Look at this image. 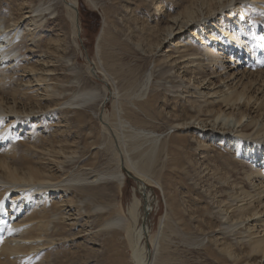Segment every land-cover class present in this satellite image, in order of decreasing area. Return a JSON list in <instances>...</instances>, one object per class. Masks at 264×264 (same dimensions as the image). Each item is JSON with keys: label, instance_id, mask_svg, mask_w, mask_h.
<instances>
[{"label": "rangeland", "instance_id": "374dc122", "mask_svg": "<svg viewBox=\"0 0 264 264\" xmlns=\"http://www.w3.org/2000/svg\"><path fill=\"white\" fill-rule=\"evenodd\" d=\"M30 1L0 0V10L7 17H18L21 4ZM50 1L55 14H46L44 31L42 26L37 28L41 59L27 58L28 38L25 44H17L26 55L22 66L0 72L4 80L0 104L10 109L0 110V164L8 166L0 170V216L4 210L14 215V208L24 206L15 222L32 219L42 224L33 230L40 241L31 252L32 261L13 264H138L140 258L147 264H235L234 258L244 256L242 249L248 253L246 242L256 236L255 230L245 231L248 224L255 225L256 214L254 219L250 213L258 207L245 173H256L236 146L217 140L201 123L222 115L221 102H211L204 93L211 84L213 91L222 94V76L217 74L222 72L219 64L224 54L216 43L200 44L198 39L174 47L182 35L154 49L173 17L211 0ZM66 1H75L79 10L77 36L76 14ZM246 9L252 20L245 16L239 22L241 30L237 25L228 29L230 35L238 34L232 42L260 16L256 9ZM88 11L95 12L99 22L88 19ZM186 52L192 60L188 68L167 57ZM244 60L237 57L239 62ZM43 68L51 73L38 78L37 84L34 80L31 88V75L24 69L36 73ZM212 73L217 76L211 77ZM240 78L243 83L249 76ZM87 90L96 96L88 98ZM254 91L248 88L246 95H255ZM263 108L258 113L264 118ZM25 169L41 172L43 180L50 178L44 182H64L55 190L50 183L22 185L6 180L8 171L23 176L29 174ZM120 173L122 183L115 179ZM146 196L147 232L140 238ZM12 197L18 198L15 204H10ZM134 197L142 202L135 219L129 214ZM243 198L254 201L245 204ZM118 216L122 222L112 224ZM243 235L246 238L241 239ZM0 236V263L12 264L2 249L4 232Z\"/></svg>", "mask_w": 264, "mask_h": 264}, {"label": "bare ground", "instance_id": "6f19581e", "mask_svg": "<svg viewBox=\"0 0 264 264\" xmlns=\"http://www.w3.org/2000/svg\"><path fill=\"white\" fill-rule=\"evenodd\" d=\"M26 1H30V0H26ZM32 2L33 1H30L29 4L28 2H26V5H24L25 2L23 5L21 4V7L19 8L21 12L18 17H15L14 15L13 16L10 15L11 17L10 16L7 17L9 14L5 16L4 14H2L0 10L1 12L0 13V72L1 73L3 71H8L12 67H17L21 65L23 62H25V60L23 62L21 60L25 58L26 55L24 56L22 51L20 52V49L18 46H20L22 42L25 44L28 38L30 39H29L28 48L27 47L26 48H27V51L30 52V54L27 56V58H30V59L36 58L37 59L36 62L39 59H41L39 58L41 57V55L38 54V44L41 38V32L44 31L45 27L48 25V22H47L44 27V20L47 18L46 14L53 15L55 14V10L52 5L53 3H51L50 0L40 1L38 3L37 2L32 3ZM66 4L69 8L73 10V12H75L74 8L77 5L75 1L74 2L66 1ZM243 6H245V10L243 9L244 8ZM246 7L252 8L254 10L256 9L259 12L260 16L257 17V22H255V24L252 23L254 22L253 20L251 22L252 25L249 26L250 28L246 27L244 32L239 33L240 38L237 37V40L235 42H232L231 40L238 34H236L235 36L230 35V31L228 29L233 28L234 25L239 26V22H241L243 20L242 18L245 16H247V18L249 17L251 18V15L250 16L247 15ZM241 8H242L241 15H239L238 12ZM217 14L221 15L220 19L216 17ZM234 14H236L235 17H233ZM262 17H264V0H211L207 5L205 4L204 6L200 5V7L191 6L190 8L189 7L185 8L183 12L178 15V17L177 16L173 17L171 20V24L169 28L167 29L164 37L160 40L159 44L155 45L154 47L155 50L160 49L161 45L166 44V43H171V41H173L175 37L182 35L180 42L179 43L177 42L178 44L174 45V47L177 48L182 43L192 45V41L198 39L202 41V43L200 44H203L209 41L213 42L211 43V45L216 43L215 45H218V49L222 51V54H224L225 59L222 62L218 60L220 62L219 67L221 68L220 70L222 72L217 74V75L222 76L221 77L222 80H219L221 83V88L223 89L222 94H218L217 91H213V88L210 87L211 84L206 88L207 92L204 93L205 96L206 95L208 96L207 98L210 99L211 102L213 103L221 102L220 103L221 107L219 110L222 115L218 116L216 114L217 118L211 119L209 121L204 120L203 122L201 121V123L203 124V130L204 128L205 130H211L213 133V137L219 138L217 140L223 139V140H226L228 145L230 143L231 145L236 146L235 148H237L236 152H238V155L248 159L253 165L254 170L253 169L252 170L256 173L255 176H253V174L251 175L248 171H246L248 174L245 173V175H249L247 178L254 192L251 194V199H252V195L255 196L254 198H256V201L258 202V207L256 209V212L254 211V213L252 214L250 213L251 217L253 216V218H254V215L256 214L257 218L255 217L256 218V219L254 218L255 222H252V223H255V225L254 224L250 225L246 221L247 223L246 222L245 223L248 224L249 226L248 225L245 226L246 230L244 229L245 231H247V229L248 231L255 230L253 234L255 235L256 233V236H253L254 237L253 238L251 235L252 232L251 234H249L252 237V239L250 238L251 239L250 240L249 238H247L249 239V241L246 242L247 246H245L246 248L249 249V252L245 254L244 253L245 249L244 250L242 249L244 256L240 255L239 257L234 258L235 262L233 263L235 264H264V173L262 175H259L261 174L260 172L261 170H263L264 172V118L261 116L262 113H258L259 110H261V107L264 106V104L262 105V102H261V100L264 99V88H263L264 87V19H260ZM250 20H252V18ZM73 21H74V28H75L74 32L77 36L78 27L76 25L77 23L76 15L74 16ZM245 23L247 22L245 21ZM38 26H42L41 27L42 30L40 33L37 30ZM240 26L239 28L241 30ZM192 27L193 29H191ZM189 29H191L190 34L186 35L187 34L186 32ZM23 30H24V35H21ZM25 30H29V31L25 32ZM18 43H20V45H17ZM235 49L236 51H234ZM185 51H188V49ZM167 57L171 58V61L173 64L179 65V66L182 65L183 68H188L189 63L191 64L192 62L191 58L190 57L188 58L187 52L184 53L183 55L182 54L178 55L177 58L171 57V54H168ZM237 57L245 59L244 61L246 63L242 61L240 62L237 61ZM259 66L262 67V69L259 68L258 71L255 72L256 70L255 67L258 68ZM44 67L46 66L44 65ZM11 70L8 73H13L11 72ZM19 70L20 69H18V71ZM31 70H29L30 72H27L26 69H24V74L31 75L30 77L31 81L29 82L31 84V88H32V85L34 84V80L37 81V82L35 81L37 84L39 82L38 78H43L45 76H48L51 73L50 71L51 69H45V68H43L41 71H38L36 73H33ZM16 71H17V68H16ZM21 72H23L22 69H21ZM5 73H2V75ZM217 75H215V73L214 74L212 73L211 77H215ZM248 76L249 78L247 79V81L242 83L240 77L247 78ZM252 76L253 78H251ZM1 78L2 77L0 75V81L3 80ZM150 79L151 78L148 77L147 81L149 82ZM226 82H232L233 84L231 85V83L229 84ZM29 83L27 84L28 86L26 85V87H29ZM256 85H258V87L254 88L256 87ZM248 88L250 90L254 89L255 95H251V94L246 95V90H248ZM84 94L88 98H93L96 96V92L91 91V90L85 91ZM240 104H245V106L242 107L243 108L242 110L240 107H237ZM221 108H223L224 110L221 111L222 110ZM0 110L10 112V109L8 108L7 105L4 106L0 104ZM255 113H258V115ZM27 115H30V114H27ZM6 137L8 138L9 136L7 135ZM7 138H4V139L6 140ZM0 139L2 140L3 138H0ZM242 139H246V140L243 141ZM250 139H252L251 140L253 141L252 143L249 142ZM5 140L3 141L5 142ZM6 150L7 149H5V151ZM0 167H1L0 170H2V168L4 167L8 170V166L5 163L3 164V162L2 164H0ZM128 169L131 170V168H128ZM18 170H16V172H20V170L19 171ZM25 171L29 172V170H26V169ZM25 171L23 173L26 174ZM137 173H140V172H137ZM8 176L9 178L6 177L7 181H11L15 183L22 182V185H23V182H26V183L36 182V184L37 182H40V184L38 183L40 186H44L41 183H50L52 186H54L53 188L55 190L58 187V186L55 187V185H59L58 183L61 184L62 182H64V180L60 182H50L51 180L49 182H44V181H48L50 178L49 179L46 178L47 180H43L45 179L44 175L39 171H33V170L29 172V174L27 173V175L23 174V176L22 175L20 176L19 173H15L14 171L13 172L8 171ZM100 177L104 178L105 175H102ZM137 177H139L140 180H142V183L145 181L141 178L140 175ZM1 179H0V182L2 183L3 181ZM99 179L100 178H96V181ZM115 179H117L119 182L122 183L124 179L123 173H120L119 176L115 177ZM48 186L51 187L50 185H47L46 187L49 188ZM36 189H38V187L35 188V190ZM57 189H60V187H58ZM244 191L243 192L240 191L241 194L244 193ZM243 197L245 198L246 196H243ZM248 197L250 198L249 194H248ZM12 198L14 199L12 200L10 198L12 200L10 204H15L18 198H15V197H12ZM146 199H147V196H146ZM251 199H248V200L251 201ZM22 200L26 203L28 201L27 198H24ZM240 201H241V198H240ZM247 201L244 200L243 202L245 204H248ZM141 204H142L141 200L137 197H134L129 207V214L134 219L137 216V211ZM242 205L244 204H241V206ZM252 205L254 206V204ZM146 207L149 210L150 207L148 204H146ZM235 207L237 208L238 206H235ZM240 208L241 207L239 206L238 209ZM24 210H25L24 206H20L17 209L14 208V215L13 214L10 215L11 213L8 215L7 212L4 210L3 213H1L2 215L0 216V231L4 232V243H3L2 249L4 250L5 253H7V257L5 256L7 261L8 262L11 261L12 264L17 261L18 262H21V261L31 262L33 259L30 257L31 252H33V250L35 251L36 245L38 241H40L38 237L34 238L33 230L34 228H40L42 226V224L40 223L41 220L40 221L38 220L39 222L38 221L36 222V221H33L32 219H28V220L24 219V221L21 220V221L15 222V219H18L19 216L22 215V212L24 213ZM244 210H242L243 213H244ZM233 213L235 214V212ZM237 214L239 216V213ZM242 216H240L241 219L245 217V215L243 217ZM243 220L244 219L240 221L243 223ZM121 222H122V217L118 216L117 219H115L111 223L118 224ZM238 223L240 222L238 221ZM230 226H233V225H230ZM144 232H145V229H143L141 225L140 238L143 236ZM244 236L246 235H243L240 238L243 239ZM227 250H229L228 253L230 254V258H231L233 252L230 248H227ZM246 251L248 250L246 249ZM146 260L147 259L140 258L138 264H147L148 262Z\"/></svg>", "mask_w": 264, "mask_h": 264}, {"label": "water", "instance_id": "95a60500", "mask_svg": "<svg viewBox=\"0 0 264 264\" xmlns=\"http://www.w3.org/2000/svg\"><path fill=\"white\" fill-rule=\"evenodd\" d=\"M75 12H76V22H77V25H78V13H79V10H78V7L76 5V7L74 8ZM79 26V25H78ZM126 172L128 173L129 176H132L130 174V172L128 170H126ZM134 178L136 179V177L134 176ZM138 182L139 180L136 179ZM145 195V194H144ZM144 217H143V223H142V228L145 229V231L147 232V227H146V219H147V215H148V208L146 207V204H147V199H144Z\"/></svg>", "mask_w": 264, "mask_h": 264}, {"label": "trees", "instance_id": "16d2710c", "mask_svg": "<svg viewBox=\"0 0 264 264\" xmlns=\"http://www.w3.org/2000/svg\"><path fill=\"white\" fill-rule=\"evenodd\" d=\"M87 18L88 19H95L97 22H99V18L95 12L88 11L87 12Z\"/></svg>", "mask_w": 264, "mask_h": 264}, {"label": "snow or ice", "instance_id": "6c2138e0", "mask_svg": "<svg viewBox=\"0 0 264 264\" xmlns=\"http://www.w3.org/2000/svg\"><path fill=\"white\" fill-rule=\"evenodd\" d=\"M3 241V237L2 236H0V242H2Z\"/></svg>", "mask_w": 264, "mask_h": 264}]
</instances>
